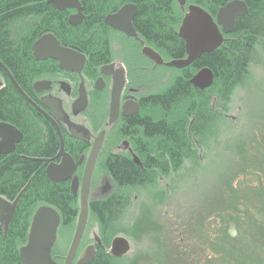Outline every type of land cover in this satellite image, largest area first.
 <instances>
[{"label":"trees","instance_id":"16d2710c","mask_svg":"<svg viewBox=\"0 0 264 264\" xmlns=\"http://www.w3.org/2000/svg\"><path fill=\"white\" fill-rule=\"evenodd\" d=\"M43 1L45 0H11L10 4L8 0H0V50L5 54L12 48L6 26L11 15L16 14L17 18L23 20L28 11H35L38 21L40 8L43 6L46 24L56 25L53 6L49 3L43 5ZM79 1L83 7V21L77 26L69 27L63 16L60 27L70 32L71 36H77L80 44L90 42L92 46H102L100 34L105 29L103 16L125 3L134 2L138 5L137 19L143 38L157 48H163L167 54L172 53L174 57L184 53V41L177 34L183 11L177 0ZM226 1L187 0V3L197 4L215 13ZM242 1L247 4L248 13L236 17L233 30L226 34L222 44L213 51L202 54L188 69L176 73L174 79L143 104L141 142L138 145L144 157V169L140 172L126 160H114L112 171L114 178L125 186L124 201L117 206H107L104 203L93 205L92 216L95 214L94 210L100 215L123 214L130 194L136 189L140 187L146 190L147 187L154 186L162 175H167V171H179L186 161L192 165L200 161L199 145L208 139L207 135L211 132L209 126L224 119L225 107L233 91L248 79L250 64L254 61L257 47L264 40V0ZM104 38L107 39V35ZM205 66L212 70L214 80L210 87L199 89L189 80ZM14 105L0 93V108L13 114L12 119L23 125L24 129V139L16 151L10 157L0 160V197L13 200L25 187L7 236H0V264H22L18 248L25 242L31 218L39 206L53 207L64 224L72 223L79 211L78 198L74 197L68 183L52 182L45 173L44 165L34 158L41 155L40 134L32 127V119L23 112L13 110ZM52 144L53 141L49 138L48 146L52 147ZM242 161L244 164H237L238 171L225 178L224 184L230 188L231 195L226 200L229 207L236 211L237 224L243 223L242 230L238 229L240 234L238 233L237 238L244 243L247 251L244 249L245 253H237V248L233 247L234 252L225 253L217 248V253L225 264H264V171L262 174L254 170L252 175H248L244 170L247 161ZM251 164L254 168V162ZM250 176L251 182L254 178L257 182L254 189L248 187V181L243 180ZM116 224L118 223L111 225L115 227ZM224 236L229 240L237 239L232 234ZM212 256L218 254H206L204 261ZM198 260L199 263L191 264L204 262L202 257Z\"/></svg>","mask_w":264,"mask_h":264},{"label":"flooded vegetation","instance_id":"af4514ba","mask_svg":"<svg viewBox=\"0 0 264 264\" xmlns=\"http://www.w3.org/2000/svg\"><path fill=\"white\" fill-rule=\"evenodd\" d=\"M8 1L12 4L11 0ZM229 1L231 0H227L218 9ZM78 2L80 3L79 0ZM41 3L45 5L49 2L45 0ZM49 4L54 8V17L57 22L55 26L46 24L43 6L40 8L38 21L35 11H28L23 20L17 18L16 14L8 18L6 26L8 41L12 44V48L10 51L7 50L6 54L0 50V93L15 104L13 110L23 112L32 119L31 125L39 132L42 142L41 155L34 158L44 165L45 173L49 164L59 166L64 155L73 161L74 170L71 177L61 182L68 183L70 188L72 177L74 175L78 177L79 188L74 197H77L79 202L87 159L92 148L97 144L98 149L88 190V215L70 264H138L139 258H146L138 253L142 234L140 232L125 233L123 230L115 231L111 224L117 223L122 217L100 215L97 210H94L95 214L92 216V206L100 203L107 206L122 205L125 186L114 178L113 162L123 159L132 166H136L140 172L143 171L144 157L138 145L141 142L143 104L149 97L160 91L159 87L155 88L157 86L154 85V83L157 84L159 77H164L168 83L174 79L176 73L188 69L193 62L182 68L165 64L172 59L184 58L185 46L184 53L174 57L170 52L167 54L163 48L160 49L148 43L141 34L137 19L139 9L134 2L125 3L121 7L131 4L137 8L136 14L131 19L135 36L127 35L105 24V17L118 11L121 8L119 7L102 18L105 29L104 33L100 34L102 38L100 47L92 46L90 42L80 44L77 36H71L70 32L61 29L60 22L63 16L69 27L78 25H72L69 22L70 15L77 13L75 8L58 10L52 3ZM189 4L192 3H187L186 0V4L181 7L183 16ZM80 5L82 22L84 12L81 3ZM218 9L215 13L205 10L215 18ZM219 28L222 29L220 26ZM230 32L222 30L224 40L226 34ZM106 35L107 39L104 38ZM46 36L54 37L58 47L83 56L84 63L80 72L77 71L75 59L68 64L71 70H67L60 66L59 60L46 55L47 49L40 52L41 56L35 55V42ZM144 46L159 54L163 63L156 64L143 54ZM115 86H120V93L118 111L112 118L111 98ZM8 112L0 108V126L8 127L9 125L21 136L16 141V135L12 132L3 144L0 137L2 151L0 160L10 157L24 139L23 125L15 122L12 119L13 114ZM2 128L6 129V127ZM49 138L53 141L52 147L48 146ZM11 146L12 150H10ZM3 199L9 203L14 201V199ZM6 214L5 208H0V236L3 237L7 236L13 218L12 216L6 228ZM78 215L79 211L75 220L69 224H64L60 218L55 238L45 248L48 252L47 264H65L76 230ZM139 229H141L140 226ZM28 231L29 227L22 245H25L27 241ZM117 239L123 240V245L126 247L119 254L121 243ZM86 253L89 258L83 262Z\"/></svg>","mask_w":264,"mask_h":264},{"label":"rangeland","instance_id":"374dc122","mask_svg":"<svg viewBox=\"0 0 264 264\" xmlns=\"http://www.w3.org/2000/svg\"><path fill=\"white\" fill-rule=\"evenodd\" d=\"M257 48L248 79L233 91L224 119L209 126L208 139L199 145L200 161L194 165L186 161L179 171H167L146 190L139 187L130 194L123 214L115 215L122 218L114 229L142 234L138 253L146 258H139L138 264L199 263L206 254L218 256L202 264H225L217 248L228 253L235 247L237 253H245L237 238L243 223L237 224L236 211L227 203L231 192L224 179L238 171L242 159L248 175L264 171V40ZM166 84L164 77L154 83L158 90ZM243 180L253 189L257 184L251 176Z\"/></svg>","mask_w":264,"mask_h":264},{"label":"water","instance_id":"95a60500","mask_svg":"<svg viewBox=\"0 0 264 264\" xmlns=\"http://www.w3.org/2000/svg\"><path fill=\"white\" fill-rule=\"evenodd\" d=\"M49 2H51L58 10L75 8L77 13L70 15L69 22L72 25H76L81 22L83 15L81 13V5L78 0H49ZM177 2L181 7H183L186 3V0H177ZM136 10L137 8L135 5H125L115 13L107 15L104 19V22L113 29L120 30L127 35L135 36L131 19L136 14ZM247 12V7L241 0H231L227 2L218 9L215 18H213L210 13L197 4L187 5V11L185 12L178 28V36L184 41L186 57L174 59L166 62L165 64L167 66L182 68L189 66L202 54L213 51L219 47L224 40L222 30L224 32H230L234 26L236 17L241 14H247ZM219 26L222 28L221 30ZM45 49L48 51L46 55L59 60L60 66L64 69L71 70V67H69L68 64H71L72 59H75L78 66L77 71L80 72V69L84 63V58L80 54H76L58 47L56 45V40L52 36H46L35 42L34 52L37 57L41 56L40 52ZM142 52L156 64L163 63L159 54H157L151 48L144 46ZM213 78L214 74L212 70L205 66L200 68L191 77L190 82L199 89H205L211 86L213 83ZM119 93L120 86H115L111 98L112 102L110 114L112 118L116 116L118 111ZM2 127H6V129H3ZM2 127L0 129V137L2 138L1 144L5 143V140L11 136L12 132L16 135V141L20 139L21 135L15 130V128L9 125L8 127L4 125ZM12 148L13 147L11 146L10 150H12ZM97 149L98 147L96 144L92 148L87 159L80 188V209L77 226L65 264H70L84 230L88 215L89 183ZM61 151L60 154H62ZM0 152L2 151L0 150ZM73 170V161L68 156L64 155V159L59 166H53L52 164L47 166L46 174L53 182H61L69 179L73 173ZM70 188L72 194L76 196L79 188V180L76 175H74L71 179ZM24 189L25 187L21 190L12 203H9L0 197V208H5L7 211L5 219L6 228L13 216L20 195ZM59 221L60 217L58 212L50 206L43 205L35 211L29 226L27 243L21 246L19 249V256L24 264H47L48 252L45 250V248H47L54 240ZM117 240L121 243V249L118 251L119 254L123 252L126 247L123 245V240ZM88 258L89 257L86 253L83 257V262H85Z\"/></svg>","mask_w":264,"mask_h":264},{"label":"bare ground","instance_id":"6f19581e","mask_svg":"<svg viewBox=\"0 0 264 264\" xmlns=\"http://www.w3.org/2000/svg\"><path fill=\"white\" fill-rule=\"evenodd\" d=\"M241 1H242V0H241ZM48 2H49V0H48ZM243 2H244V1H243ZM49 3H51V2H49ZM244 3H245V2H244ZM245 5H246V4H245ZM246 7H247V6H246ZM185 54H186V52H185ZM185 57H186V55H185ZM185 57H184V58H185ZM179 59H181V58H179ZM172 60H174V59H172ZM170 61H171V60H170ZM168 62H169V61H168ZM192 76H193V75H192ZM190 79H191V78H190ZM213 80H214V78H213ZM189 81H190V80H189ZM190 83H191V82H190ZM191 84H192V83H191ZM192 85H193V84H192ZM211 85H212V84H211ZM193 86H194V85H193ZM26 243H27V241H26ZM26 243H25V244H26ZM22 246H23V245H22Z\"/></svg>","mask_w":264,"mask_h":264}]
</instances>
